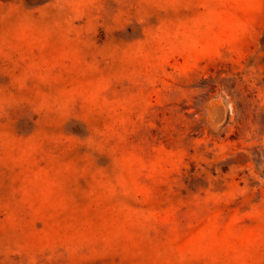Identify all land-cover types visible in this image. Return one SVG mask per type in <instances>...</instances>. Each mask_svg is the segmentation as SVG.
<instances>
[{
	"label": "rangeland",
	"instance_id": "obj_1",
	"mask_svg": "<svg viewBox=\"0 0 264 264\" xmlns=\"http://www.w3.org/2000/svg\"><path fill=\"white\" fill-rule=\"evenodd\" d=\"M0 264H264V0H0Z\"/></svg>",
	"mask_w": 264,
	"mask_h": 264
}]
</instances>
